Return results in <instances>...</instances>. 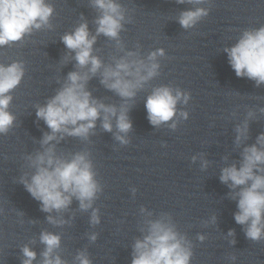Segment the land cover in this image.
I'll return each mask as SVG.
<instances>
[{"label": "clouds", "instance_id": "obj_1", "mask_svg": "<svg viewBox=\"0 0 264 264\" xmlns=\"http://www.w3.org/2000/svg\"><path fill=\"white\" fill-rule=\"evenodd\" d=\"M178 4L202 5L209 0H176ZM90 6L97 10L98 15L93 21L96 34L89 31L88 22L81 17V22L74 31L66 32L62 42L75 56L66 55L65 63L75 59L76 71L69 72L62 87L54 96L47 99L44 105L36 106V117L43 120L50 132H45L39 141L42 151L27 155L24 159L29 169L34 172L25 173L20 177L30 195L40 202L41 211L45 213H63L69 209L73 198L79 201L81 211L92 209L90 224L100 223L99 209L93 208L94 202L103 192V186L97 180L93 161L89 151H78L71 154V158L57 154L56 145L65 138L77 137L88 140L94 135L97 120H101V127L106 132L113 131L115 119V140L121 145H128V133L133 125L129 118L131 105L138 91L146 83L160 75L158 57L165 56L163 48L151 51L146 58H141L138 51H126L123 56L112 57V63L104 64L98 55H94V45L100 35L115 41L118 50H124L120 33L125 23H131L127 17V9L118 0H90ZM210 9L195 7L180 12L178 23L184 29L194 27L209 15ZM53 5L46 0H0V47L18 43L33 29L51 28ZM229 64L237 77H246L259 87L264 85V25L259 28L245 29L238 41L231 47H226ZM100 74V83L107 89L119 95L124 103L117 107L105 104L92 97L87 90L88 81ZM25 75L23 61H13L10 64L0 63V135H7L13 128L16 117L9 110L13 101L10 94L20 84ZM191 93L180 88L173 89L169 85L154 87L147 96L145 107L147 119L151 125L159 128L167 124L171 129L177 128V118H188V112H177L178 103L187 104ZM264 113V108L260 109ZM254 116L249 111L247 118L237 125L235 144L239 147L248 139V120ZM172 122L169 124V122ZM55 141V143H53ZM242 160L221 168L220 181L232 191L229 197L237 200L238 211L234 214L235 222L245 226L247 239L253 242L264 240V133L256 138V143L245 146L241 153ZM195 161L196 157L192 158ZM227 160V157H224ZM209 162L202 160V169L207 168ZM135 195L136 189H132ZM2 211V209H0ZM142 213L152 216L141 207ZM50 224L62 226L65 221L62 216H47ZM216 222L215 215L211 223ZM35 223V221H32ZM207 223V222H205ZM146 234L143 239H136L133 244L131 264H190L193 256L191 242L177 231L175 224L167 214L159 219H145ZM141 232L145 231L141 227ZM97 233L89 234V240L95 242ZM234 230H229L228 236H234ZM197 239L203 242L206 237L198 234ZM39 241L44 245L40 253V264H68L59 254L61 235L43 230ZM235 240L231 241L235 244ZM32 243H35L33 240ZM23 259L21 264H33L37 253L25 244L21 248ZM235 261L236 257H230ZM74 264H92L87 250H81L74 258Z\"/></svg>", "mask_w": 264, "mask_h": 264}]
</instances>
